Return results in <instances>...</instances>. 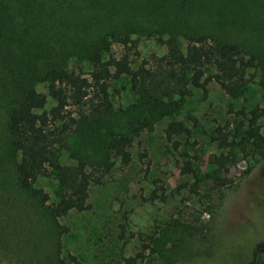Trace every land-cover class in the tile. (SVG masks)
Here are the masks:
<instances>
[{
  "label": "rangeland",
  "instance_id": "rangeland-1",
  "mask_svg": "<svg viewBox=\"0 0 264 264\" xmlns=\"http://www.w3.org/2000/svg\"><path fill=\"white\" fill-rule=\"evenodd\" d=\"M105 3L107 14H116L118 18L112 21L111 30L131 33L130 38L137 40L138 56L132 52L129 56L133 69L152 54H165L166 47L160 41L166 39L167 28L222 29L221 33L231 39L242 34L239 27L229 28L233 0ZM8 5L10 26L17 30L19 24L28 37H17L21 46L10 45L8 54L25 63L30 53L36 65H40V55L46 61L51 54L58 53L54 61L60 67L89 77L90 50L86 54L78 52V46L89 41L94 33L90 20H85L89 18L87 0L80 2L76 12L62 11L59 16L54 11L56 22L40 30L34 24L41 14L21 13L9 2ZM42 36L49 37L41 42ZM32 40L41 42L40 49H33ZM180 42L185 43L181 38ZM260 44L264 47L263 42ZM47 45L51 47L50 53H43L41 48ZM102 49L99 46L98 52L103 60L109 56L119 58L127 52L116 42L110 45L109 52ZM212 73L211 68L206 70L207 75ZM261 75L259 69L248 71L249 82L235 98L213 81L208 83L206 93L192 90L185 98L173 95L166 101L176 102L177 108L158 114L153 130L138 135L132 134L127 124L141 116L140 97L131 90L127 76L111 80L109 114L86 117L87 120L57 137V163L69 168L82 165L94 179L87 190L89 209L70 210L58 217L59 236L48 211L32 196L33 191L41 190L47 196L46 205L55 206L60 201L58 182L52 174H46L37 177L30 190L19 188L15 166L20 154L10 147L7 115L0 107V264H120L137 254L143 258L140 264H249L252 248L262 244L250 241L249 233L256 228V212L264 210V149L243 150L235 143L246 130V119L239 113L247 115L255 108L264 112ZM32 85L47 94L44 84L35 80ZM54 105L48 98L45 110ZM66 111L76 119L79 114L88 116V102L81 107L69 105ZM172 121L183 122L190 134L168 139L166 127ZM257 125L260 143L264 139L263 121ZM218 129L227 138L221 148L219 141L213 140L218 137ZM110 131L132 140L128 165L107 150ZM187 165L192 172L181 173ZM255 237L263 240L264 231ZM256 264H264V253Z\"/></svg>",
  "mask_w": 264,
  "mask_h": 264
},
{
  "label": "trees",
  "instance_id": "trees-1",
  "mask_svg": "<svg viewBox=\"0 0 264 264\" xmlns=\"http://www.w3.org/2000/svg\"><path fill=\"white\" fill-rule=\"evenodd\" d=\"M84 0H0V107L6 111V134L10 147L20 154L19 163L15 166L17 184L20 189L28 191L33 181L46 174H52L59 185L60 201L55 206L46 205L47 196L41 190L32 192V196L48 211L49 220L58 233L61 228L57 219L70 210L84 211L89 209L86 204L87 190L94 182L84 170V166L69 168L61 166L56 161L55 146L57 137L77 126L86 117H102L109 114V82L121 76L129 78L131 90L140 97L141 116L130 121L129 131L138 135L141 132H151L155 117L168 114L177 108L176 102L166 101L171 96L185 98L192 90L206 93L209 82H215L218 87L230 97L241 95L243 87L249 82L248 71H261L260 85L264 86V0H233L229 9V28L239 27L240 36L232 39L221 33L222 29L209 31H172L167 28L166 39L161 43L166 47L162 56L154 54L142 59L136 69L131 67L130 52L138 56L137 40L131 39V33H118L111 30L112 21L118 19L116 14H107L105 0H87L89 3L88 16L93 35L85 44L78 46V52L86 54L92 64L89 77L76 71H68L56 63L58 53H53L45 61L42 57L40 65H36L30 53L28 59H21L7 53L10 45L21 44L17 37L28 40L26 29L17 24V30L10 26L8 2L11 7L21 13L39 15L34 24L40 30L44 25L54 24L57 15L62 11L76 12V7ZM49 12L44 18L42 14ZM27 20V19H26ZM28 21V20H27ZM29 25V22H28ZM176 29V27H174ZM230 30V29H229ZM20 34V35H18ZM159 36L161 32L157 33ZM49 36H42L41 42ZM106 37L109 39L107 40ZM180 38L185 41L181 44ZM41 42L32 40L33 49H40ZM120 44L125 52L119 58L109 56L103 60L98 52L99 46L109 52L112 43ZM49 45L41 48L43 53H50ZM56 60V61H54ZM211 68L212 74L206 70ZM46 86L47 94L35 89L32 81ZM50 98L55 105L45 110ZM86 100V101H85ZM88 102L89 115L79 114L78 119L66 111L69 105L81 107ZM246 123L245 135L235 143L243 150L249 148L256 152L264 149V139L258 143L260 127L258 121L264 124V112L253 109L247 115L239 113ZM195 122V119L189 118ZM61 124V126H60ZM242 126V125H241ZM221 148L227 141L223 132L217 130ZM189 135L190 130L183 122L172 121L166 127V136ZM237 133L233 135V138ZM107 150L119 158L123 165H128L131 157L128 149L132 140L122 133L110 131L108 134ZM234 142V141H232ZM233 144V143H232ZM189 165L181 169V173H191ZM256 228L249 233L250 241L262 242L252 248L253 258L249 264H256L264 253V239L256 240L255 235L264 231V210L255 214ZM59 247V243H58ZM232 247V246H231ZM229 253L234 255L233 251ZM142 255L137 254L126 258L120 264H140ZM60 264H64L63 261Z\"/></svg>",
  "mask_w": 264,
  "mask_h": 264
}]
</instances>
